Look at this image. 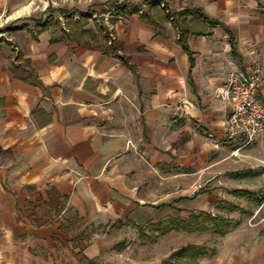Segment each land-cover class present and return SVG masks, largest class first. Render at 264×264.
<instances>
[{
	"label": "crops",
	"instance_id": "0c3cea01",
	"mask_svg": "<svg viewBox=\"0 0 264 264\" xmlns=\"http://www.w3.org/2000/svg\"><path fill=\"white\" fill-rule=\"evenodd\" d=\"M193 8L219 24L187 17L190 55ZM0 30V264H115L110 228L160 222V183L237 146L230 71L259 65L264 103V0H0ZM216 264H264V230Z\"/></svg>",
	"mask_w": 264,
	"mask_h": 264
},
{
	"label": "rangeland",
	"instance_id": "374dc122",
	"mask_svg": "<svg viewBox=\"0 0 264 264\" xmlns=\"http://www.w3.org/2000/svg\"><path fill=\"white\" fill-rule=\"evenodd\" d=\"M109 6L101 17L108 19L119 13L120 5L112 3ZM96 11L101 13V9ZM241 144L228 145L219 159L204 161L205 165L193 168L189 177L175 176L172 184L167 186L160 183L159 201L169 194L167 199L172 204L169 210L160 208V222L127 223L125 228L122 225L110 228L107 232L110 239L105 243L115 251L111 262L216 264L222 248L236 246L253 233L263 231L264 135L237 151ZM166 187L168 192L162 190ZM171 192L174 200L170 197ZM184 197L190 199L184 200ZM167 211L170 212L166 214ZM171 218L189 222L188 229L176 228L167 234L156 229L158 223Z\"/></svg>",
	"mask_w": 264,
	"mask_h": 264
},
{
	"label": "built area",
	"instance_id": "2783aa9c",
	"mask_svg": "<svg viewBox=\"0 0 264 264\" xmlns=\"http://www.w3.org/2000/svg\"><path fill=\"white\" fill-rule=\"evenodd\" d=\"M260 74L257 64L250 73L234 68L228 75L225 88L216 95L227 100L231 107L225 125V141L242 142L237 151L264 135V103L258 96Z\"/></svg>",
	"mask_w": 264,
	"mask_h": 264
},
{
	"label": "trees",
	"instance_id": "16d2710c",
	"mask_svg": "<svg viewBox=\"0 0 264 264\" xmlns=\"http://www.w3.org/2000/svg\"><path fill=\"white\" fill-rule=\"evenodd\" d=\"M151 13L149 15L150 21H152L154 24H160L161 23H165L166 21H168V15H165L163 10H161L158 7H151ZM174 17V25L176 27H179V32H180V37H179V43L181 45V47L188 53L190 54L188 45H187V37L188 35L191 33V29H190V22L194 19L202 21L204 23L207 24H213V25H217L219 24V22L215 19L210 18L208 15H206L205 13H203L202 11H200L199 9H185L182 12H179L175 15H172ZM191 16L192 20L191 21H187V17ZM0 32H2L0 30ZM109 53H114L113 52V47H109ZM191 55V54H190ZM190 199V198H189ZM198 217V216H196ZM219 218V217H218ZM216 221H218V219H216ZM159 225L156 227V229L161 230L162 233L167 234L170 231L178 228V229H182V230H187L189 227V222H186L184 220H180L177 218H171L168 219L167 221L158 223ZM155 228V227H154ZM142 237L144 238V235H142ZM147 238V236H145ZM152 240H154V238H152ZM184 252V251H182ZM195 254V253H193Z\"/></svg>",
	"mask_w": 264,
	"mask_h": 264
}]
</instances>
